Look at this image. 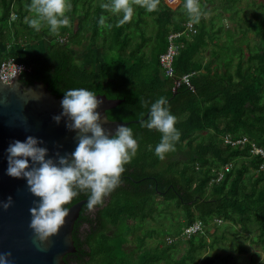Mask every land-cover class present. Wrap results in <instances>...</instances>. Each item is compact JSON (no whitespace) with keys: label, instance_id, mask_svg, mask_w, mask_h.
<instances>
[{"label":"trees","instance_id":"obj_1","mask_svg":"<svg viewBox=\"0 0 264 264\" xmlns=\"http://www.w3.org/2000/svg\"><path fill=\"white\" fill-rule=\"evenodd\" d=\"M226 1L224 12L231 13L240 0ZM101 2L92 6L89 0H69L70 23L52 32L46 23L36 30L26 22L25 17L35 15L28 7L31 0H0V42L9 49L19 41L54 38L43 52H9L0 63L12 57L24 64L29 71L21 74V82L25 86L43 82L57 98H63L68 88L86 87L108 99L124 100L107 111L108 118L132 122L129 126L138 140L137 154L124 165L118 185L104 203L95 206L94 213L87 204L82 207L73 231L77 251L65 257V264H117L115 260L118 264H227L233 254L248 252L244 240L264 248V156L252 152L253 145L264 152V0L258 4L251 0L256 13L250 20L235 21L243 32L241 39L228 29L224 40L218 38L223 27L212 25L208 31L205 15L194 23L196 34L186 32L190 17L184 0L174 9L159 0L151 12L141 2L136 17L124 24L101 8ZM101 15L105 25L99 24ZM172 33H183L177 39L182 47L173 61L174 77H168L160 55ZM252 39L256 51L247 43ZM218 41L222 48L218 44L213 50ZM91 45L101 50L102 61L96 68L78 57ZM185 75L189 84L176 87ZM160 96L167 97L181 131L175 148L163 159L154 150L161 133L141 124ZM225 137H246L247 142L224 145ZM227 163L230 169L217 182ZM88 195L80 191L68 206L88 200ZM159 198L166 209L180 213L179 226L171 233L173 241L167 242L169 234L162 241L156 230L145 228L151 234L138 236L137 260L119 259L111 242L120 236V225L152 219L160 213ZM196 222L201 230L189 239L183 237L184 229ZM83 225L89 228L85 234ZM148 240H155L156 246L150 247ZM222 250L229 253L222 255Z\"/></svg>","mask_w":264,"mask_h":264},{"label":"clouds","instance_id":"obj_2","mask_svg":"<svg viewBox=\"0 0 264 264\" xmlns=\"http://www.w3.org/2000/svg\"><path fill=\"white\" fill-rule=\"evenodd\" d=\"M158 2L142 0L149 12L157 8ZM100 6L118 14L119 24L130 21L135 11L130 0H102ZM28 7L35 15L25 17V20L36 30L46 23L52 32H58L60 26L70 23V17L66 14L71 8L69 0H31ZM183 7L190 17V24L199 22L202 15L209 14L201 10L199 0H184ZM99 24L105 25L104 15H101ZM0 56L4 58L3 54ZM102 103L97 94L86 87L64 91L62 112L54 115L53 119L57 123L66 119L67 127L76 132L77 143L71 152H58L52 157L42 140L32 135L25 140H14L6 149L7 174L26 179L28 190L39 198L30 208V227L41 242H47L57 235L67 223L72 210L68 205L80 191L89 193V209L102 205L104 198L118 185L124 165L137 154L138 140L131 126L120 123L114 132L105 128L102 114L98 111ZM177 119L167 97L160 96L151 103L148 118L141 121L143 126L161 133L154 149L161 159L175 148L181 137V131L176 126ZM12 204L11 196L0 201V206L5 210ZM11 255V252H0V264H13Z\"/></svg>","mask_w":264,"mask_h":264},{"label":"water","instance_id":"obj_3","mask_svg":"<svg viewBox=\"0 0 264 264\" xmlns=\"http://www.w3.org/2000/svg\"><path fill=\"white\" fill-rule=\"evenodd\" d=\"M97 96L103 101L98 111L105 128L114 132L118 124L132 123L108 118L107 111L117 108L124 100ZM61 100L43 82L25 86L20 76L10 84L0 79V201L9 196L13 198L9 209L0 206V252H11L13 264H65V257L77 251L73 231L87 200L72 205L67 223L59 233L47 242H41L30 227V208L39 198L28 190L26 179L12 177L6 171V149L16 139L36 136L42 140L43 146L49 148L52 157L58 152L66 154L75 149L76 132L67 127L66 119L59 123L53 119L62 112Z\"/></svg>","mask_w":264,"mask_h":264},{"label":"rangeland","instance_id":"obj_4","mask_svg":"<svg viewBox=\"0 0 264 264\" xmlns=\"http://www.w3.org/2000/svg\"><path fill=\"white\" fill-rule=\"evenodd\" d=\"M89 1H91L92 6L97 5L99 2V0H89ZM225 1L226 0H204V2L200 3L201 10L206 11L205 7H207L209 11L210 10L212 11L208 15V18H207L206 25H207L208 31L209 29H211L212 25H214L216 29L223 27L224 29L223 31H221L218 38L222 36V40H224L226 38L225 35L227 34L228 29H230L232 30L233 36L237 37V39L238 38L241 39L243 32L240 30L241 28H239V26L237 25V22L235 21H239V19L244 20L245 18L250 20L253 14L256 13L253 7L251 6V0H240L233 7L231 13L224 12L225 7L227 5V1L226 2ZM259 1L260 0H256L257 4L259 3ZM130 2L133 4L134 10H135L134 15H133V19H134L136 17L138 6L142 2V0H130ZM178 6L175 5L172 7H178ZM78 7H79L78 12H80L81 7H83V2L79 3ZM229 14L232 15V17H229ZM110 15L115 16V17L118 16V14H115L112 12L110 13ZM212 17H214L213 24L210 21ZM0 26H1V23H0ZM102 36H105V32L102 33ZM48 38L49 40L45 41V45L47 43L49 44V41L50 43L54 42V38L52 36H48ZM7 39H9V35L7 36ZM239 40L234 41V42L239 43ZM228 41L230 40L228 39ZM22 43H24V41H22ZM247 43L253 51L257 50L253 39L251 41L248 40ZM218 44H221V42L218 41L213 46L212 49L213 50L217 49ZM5 45L6 43L3 44L2 42H0V55L2 54V47H4ZM221 46L222 44L220 45L219 49L222 48ZM95 48L96 47H94V45H91L90 48L85 49L86 52L79 54L78 57L82 59L83 63L86 66H92L96 68V67H99V65L101 64V61H102L101 50H98L97 48L96 49ZM79 49L83 50L84 46L79 47ZM34 50H37V49H30V52H33ZM44 50H46V47L38 49L37 52H43ZM205 56L207 57V54ZM159 203L162 205L160 207V213H154L152 219L145 221L146 223L137 222L136 224L134 223V221H127L125 226L123 224L120 225L119 227L120 236H118L116 239H113L111 242L115 244L114 248L116 249V251L114 253L117 255L119 259L121 260L123 259L125 262H130L131 260L138 258V254H137L138 252L137 246L139 245L138 243L139 241L137 239L138 236L143 237L145 236L146 233L147 235L151 234V232H149V230H146L145 228H149L150 230H156L157 234H161L162 241L164 240V236L166 234H169L173 238V235L171 233L172 231H175V229L179 226V221L177 220L180 218V213L177 210H175L173 207L166 209L165 206H163L164 204H166V202L161 201L160 198H159L158 204ZM170 203L172 206H175V200H171ZM91 212L94 213L95 209H92ZM132 228H136V230L140 229V231L134 232ZM88 229L89 228L87 225H83L81 227L83 234H85ZM242 243L243 245L247 247L248 252L241 254V255L233 254V257L229 259L227 264H264V248L256 247L250 244V241L248 240H244L242 241ZM156 244L157 242L155 240H148V245L150 247L154 248ZM184 251H185V248H183L182 252ZM221 252H222V255L229 253V251H223V250ZM115 254L111 253V256L113 257V255ZM114 262L119 263L118 260H115Z\"/></svg>","mask_w":264,"mask_h":264},{"label":"built area","instance_id":"obj_5","mask_svg":"<svg viewBox=\"0 0 264 264\" xmlns=\"http://www.w3.org/2000/svg\"><path fill=\"white\" fill-rule=\"evenodd\" d=\"M165 3L172 7L175 5H178L181 0H164ZM201 0H199L200 2ZM16 15L13 14L11 17V20H15ZM185 31L190 34H196L197 30L194 26V23L190 24L187 22L185 24ZM183 33H172L168 36V47L167 49L160 55V63L162 65V68L164 69V72L166 76L168 77H174V71H173V61L175 56L179 53L180 48L182 47L181 44L177 42V39L182 35ZM61 41H65L64 38L61 39ZM26 71H29L28 68L21 63H18L14 58H8L1 62L0 64V79L4 83H11L14 78L19 76L21 73H24ZM181 83L189 84V75H185L181 77L180 80H177L175 82L176 87L180 86ZM247 142V138H239L237 140H233L230 137L224 138V145H244ZM252 152L254 154H259L264 156V152L261 148L253 145ZM231 164L227 163L225 166L222 167V169L218 173V177L216 179L217 182H219L222 178L225 172H228L230 169ZM219 224L221 221H217ZM202 228V225L200 222H196L193 225L189 226L188 228H185L182 236L186 239H189L192 235L200 231ZM167 242L171 243L173 241V238L167 237Z\"/></svg>","mask_w":264,"mask_h":264},{"label":"crops","instance_id":"obj_6","mask_svg":"<svg viewBox=\"0 0 264 264\" xmlns=\"http://www.w3.org/2000/svg\"><path fill=\"white\" fill-rule=\"evenodd\" d=\"M182 2V0H181ZM181 2L179 4H181ZM178 4V5H179ZM177 5V6H178ZM173 9L176 8V7H172ZM211 11V10H210ZM209 11V12H210ZM207 12V13H209ZM210 14V13H209ZM208 14V15H209ZM208 15H205L206 18H208ZM47 37L41 41H30L29 43L25 44V43H22V41H19L18 44H16V47L15 48H12V49H9L10 48V45L7 47L5 46L7 49L5 50V48H2V54L4 55H7L9 52H17V51H20V50H23V51H26L28 53H31L30 52V49H37V50H34L33 52L37 53L38 49H41V48H44V47H47L49 44H50V41H49V44L47 43L45 45V41H47ZM9 50V51H8ZM32 52V53H33ZM2 58V56H1Z\"/></svg>","mask_w":264,"mask_h":264},{"label":"bare ground","instance_id":"obj_7","mask_svg":"<svg viewBox=\"0 0 264 264\" xmlns=\"http://www.w3.org/2000/svg\"><path fill=\"white\" fill-rule=\"evenodd\" d=\"M13 15V14H12ZM12 15H11V17H12Z\"/></svg>","mask_w":264,"mask_h":264}]
</instances>
